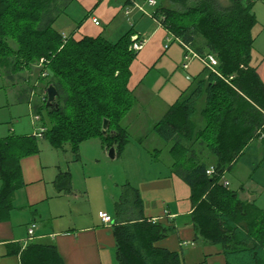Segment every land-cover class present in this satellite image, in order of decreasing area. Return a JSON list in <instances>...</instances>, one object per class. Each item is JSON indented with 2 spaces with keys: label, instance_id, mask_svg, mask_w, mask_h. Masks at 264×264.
I'll return each mask as SVG.
<instances>
[{
  "label": "trees",
  "instance_id": "1",
  "mask_svg": "<svg viewBox=\"0 0 264 264\" xmlns=\"http://www.w3.org/2000/svg\"><path fill=\"white\" fill-rule=\"evenodd\" d=\"M227 1L170 0L174 7L153 13L175 39L194 45L203 58L218 60L215 71L206 67L154 131L171 145L174 171L190 185L197 239L220 246L227 264H264V209L224 184L226 172L248 148L257 140L264 144V82L251 63L258 23L254 0ZM70 2L0 0V66L17 81L15 74L44 59L39 79L47 82L39 86L41 101L31 103L26 90L19 92L40 115L44 138L53 147L67 149L79 160L80 145L101 137L104 147L115 146L120 157L130 141L122 120L135 103L129 86L138 55L131 47L132 33L117 41L103 35L75 37V32L65 38L54 25ZM50 84L58 94L48 105ZM31 87L29 91L37 90L35 84ZM105 118L110 120L107 135L102 133ZM38 150L35 135L0 140V220L24 186L21 159ZM56 187L72 191L69 171L59 174ZM122 189L116 214L129 216L113 229L118 264H184L180 252L157 244L173 228L144 217L139 191L130 181ZM17 252L22 264H65L55 244L30 241Z\"/></svg>",
  "mask_w": 264,
  "mask_h": 264
},
{
  "label": "crops",
  "instance_id": "2",
  "mask_svg": "<svg viewBox=\"0 0 264 264\" xmlns=\"http://www.w3.org/2000/svg\"><path fill=\"white\" fill-rule=\"evenodd\" d=\"M155 1L156 4H150L149 0H72L68 7L74 5L71 13L75 19L74 25L69 28L71 30H59L66 37L75 32V37L103 35L110 41H117L131 31L132 40L144 41L143 48L137 51L138 55L131 66L129 86L134 93L135 103L122 120L130 141L122 155L116 158L134 159L131 166L137 174L145 170V175H150L151 172H148L147 168H152L154 172L151 176H142L136 184L131 183L139 191L144 217L161 221L173 228L167 237L157 243L158 246L180 252L184 264H227L220 246L197 239L191 222V188L188 182L174 171L171 145L165 142L172 161H168L164 169L157 167L162 164L158 160L164 148L151 150L145 147V142L152 138L155 132L156 123L206 71L204 58L197 53L194 45L186 48L180 39H175L153 16L160 7H174V4L170 0H164L162 4L159 0ZM93 18H97L100 24H96ZM254 34L256 40L251 63L257 68L264 82V55H255V52L260 53L259 49L255 50L257 42L261 40V45L264 46L263 23L254 27ZM196 38L202 41L200 37ZM3 89L6 101L0 106V140L11 134L35 135L38 138L39 150L20 161L24 186L15 192L13 207L0 220V264H22L20 253L17 251L19 247L24 249L29 243L26 241L33 223L37 225L33 241L55 244L65 264H117V242L113 229L117 221H124L129 215H118L116 209L112 215L106 206L86 213L85 202L91 204L87 196L88 189H81L75 184L76 164L81 162L83 153L95 148L97 144L105 151L102 141L97 139L100 143L96 145H90L87 143L89 141L83 142L79 150L80 159L73 160L67 149H57L44 138V134H37L42 124L38 123V120L35 121V117L30 121L17 120L10 124L18 114L10 111L12 88L4 86ZM21 94H15L16 102L25 100ZM28 107L32 110L31 103H28ZM92 153L94 154L93 151ZM135 159L138 162H135ZM257 159L258 155H253L244 164L246 167L250 166L252 172L256 171L258 164L253 161ZM65 171L71 173L72 191H59L56 187L57 177ZM252 172H246V176L239 174V177L243 178L237 191L239 189L241 197L255 200L257 203L258 181L256 183L253 177L255 174ZM101 188L105 191V184ZM149 189L157 191L156 194H147ZM106 192L107 190L105 194ZM105 199L107 202L106 195ZM118 199L114 187V206ZM100 211L109 213L113 222L105 223L99 216Z\"/></svg>",
  "mask_w": 264,
  "mask_h": 264
},
{
  "label": "rangeland",
  "instance_id": "3",
  "mask_svg": "<svg viewBox=\"0 0 264 264\" xmlns=\"http://www.w3.org/2000/svg\"><path fill=\"white\" fill-rule=\"evenodd\" d=\"M164 0H159V3L162 4ZM222 4H227V0H220ZM74 9V5L67 7L66 11L62 13L58 21L55 23V27L57 29H66V30H71L69 28L72 27V24L74 25V17L71 14L72 10ZM253 10L255 11L257 17H258V23L257 26L261 23L264 24V0H254V7ZM68 13V14H67ZM262 41H258L257 45L255 46V50L259 49L260 53L258 54L255 52V55L257 57H262L264 55V46L261 45ZM41 62V60L39 61ZM39 62H36L31 70H23L18 74H15L16 80L13 81L12 78L6 76V70L0 66V106L4 104L6 101L4 98V86H9L12 88L11 96H10V111L11 113H16L18 116L15 117V120L10 123L11 125L13 122H16L17 120H32L35 114L34 110H31L28 107V102L27 100H24L20 103L16 102L15 99V94L19 92L20 89L26 90L28 94L30 95L31 103H39L41 101V94L43 90H40L39 86L42 88L43 85H46L47 79H39L40 74L42 73L41 70V65ZM38 83V84H36ZM36 85V89H32L31 91L30 88L31 86ZM7 88V87H6ZM40 90V92H39ZM34 91V92H33ZM8 92V91H7ZM46 110H43V113L45 114ZM20 114V115H19ZM35 119V118H34ZM37 119H35L36 121ZM8 121V119H7ZM38 123L42 124V120H38ZM43 125V124H42ZM39 126V124H38ZM45 127V125H43ZM152 138L147 140L145 142V147L147 149L153 150L154 148H164V152H162L159 156V162H162L161 165L157 167H163L168 165V161L171 163L172 157L168 152V148L166 146L165 141L160 138L155 132L152 134ZM40 139V138H39ZM94 140H87L92 145L91 143H100L98 142L99 140L97 139H102L101 137L93 138ZM41 140V139H40ZM95 141V142H92ZM97 141V142H96ZM102 141V140H101ZM99 145V146H98ZM254 145V146H253ZM80 150V148H79ZM69 151V150H68ZM94 152V154L92 153ZM70 153V151H69ZM80 153V151H79ZM253 155H258L259 159L254 160V164H258V169L254 172L251 171V167H246L245 162L247 159L252 158ZM143 159H141L140 162H142ZM134 162V159H120V158H111L108 155V151L105 149V151L102 150L100 144H97L95 148H90L87 152L83 153V157L81 162H78L77 164V169L75 171V176H76V181L75 184L76 186H79V188H86L88 189L87 191V196L90 198V202L93 205L91 207V204L85 202L84 208L86 213L90 212L92 210H96L97 207L104 208L109 207L108 210L110 211V214L113 215L115 211V206H114V200H112V193L114 191L117 192V199L122 193V185L125 184L126 182L130 181L133 184H136L137 182H140V178L142 176H151L154 172L150 169L147 168L146 170L151 173L150 175H145V170L144 172L142 171L141 174H137L136 172H133L135 168L131 166V163ZM135 162H138L137 159H135ZM140 162L138 164H140ZM246 172H252L255 175L254 180L258 181V195H257V204L264 208V144L262 143L261 140H257L254 142L247 150L243 158L241 159L240 162L236 166H234L231 170L227 171L225 174V179L230 182L229 187L232 189H236L239 187L240 182L242 181L241 178L242 176L239 177V174H243L246 176ZM88 177V180H86ZM239 177V178H238ZM86 180V181H85ZM105 184V191L107 190L106 194L103 188L101 186ZM259 187V188H258ZM239 191V189H238ZM157 191L149 189L147 191V194H156ZM86 197V193H82ZM105 195L107 196V202L105 199ZM217 246V245H216ZM219 247V246H217ZM116 263L118 264L117 258H115Z\"/></svg>",
  "mask_w": 264,
  "mask_h": 264
},
{
  "label": "built area",
  "instance_id": "4",
  "mask_svg": "<svg viewBox=\"0 0 264 264\" xmlns=\"http://www.w3.org/2000/svg\"><path fill=\"white\" fill-rule=\"evenodd\" d=\"M149 3L150 4H156V1L155 0H149ZM93 21L96 23V24H100V21L97 19V18H93ZM64 37L66 38V36L64 35ZM144 46V41L140 40V39H135L134 40V43L132 44V49L136 50V51H139L140 49H142ZM184 46L186 48L189 49V46L184 44ZM167 47V46H166ZM204 61H205V64H206V67H209L210 69H212L213 71H215V67L217 66L218 64V60L217 58L214 56V55H208L207 58H204ZM44 63V59H41V62H39V64L42 66V64ZM43 75H47V72H43ZM35 119L37 120H41V117L40 115H35L34 116ZM46 131V127H44L43 125L40 127V131L39 133H37L39 136H42L44 134V132ZM214 172V168L213 167H210L208 170H207V173L208 174H212ZM224 184L225 185H229V182L227 180L224 181ZM99 216L101 217V219L105 222V223H112L113 222V219H112V216L107 213V212H104V211H100L99 212ZM37 227V225L35 223H33L30 228H29V236L27 238V243L30 242V241H33L35 239V228ZM26 243V244H27Z\"/></svg>",
  "mask_w": 264,
  "mask_h": 264
},
{
  "label": "water",
  "instance_id": "5",
  "mask_svg": "<svg viewBox=\"0 0 264 264\" xmlns=\"http://www.w3.org/2000/svg\"><path fill=\"white\" fill-rule=\"evenodd\" d=\"M57 94H58V91H57L56 87L53 84L48 85V87H47V96H48L47 104L48 105H51L55 102ZM56 106H58V105H56ZM109 126H110V120L108 118H105L103 121V125H102V133L104 135L108 134ZM112 134H113V131L111 132V135ZM106 150L108 151V155L111 158L117 157L115 146L107 148Z\"/></svg>",
  "mask_w": 264,
  "mask_h": 264
}]
</instances>
